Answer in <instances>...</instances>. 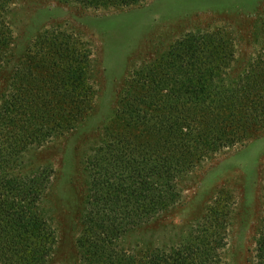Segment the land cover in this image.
Masks as SVG:
<instances>
[{"label": "rangeland", "instance_id": "374dc122", "mask_svg": "<svg viewBox=\"0 0 264 264\" xmlns=\"http://www.w3.org/2000/svg\"><path fill=\"white\" fill-rule=\"evenodd\" d=\"M14 8L17 9L12 20L18 41L15 61L30 42L31 51L36 46L38 51L42 48L48 49L45 52L52 51L53 42H47L45 37L40 39V33L43 36L63 32L71 36L79 54L87 58L69 61V65L73 70L83 68L88 73L94 109L87 112L86 121H78L68 129L56 125L50 131L48 128L43 131L45 128L41 126L35 128L38 135L47 136L44 142H34L24 151L19 161L23 166L14 175L23 178L41 175L45 179L39 210L41 221L34 223L36 229L49 235L54 243L49 247L53 249L51 255L38 263L34 257L26 261L15 247L22 243L26 232L13 223L7 224L6 232L0 233L3 239L0 264H76L77 247H81L77 241L85 235L83 219L88 201L92 203L89 185L95 184L89 159L102 143L106 146L109 138L123 135L125 126L114 113H118L119 92L125 80L138 73L145 61L150 63L165 55L173 41L199 30L219 33L229 42L236 51L232 54L235 66H227L225 71L240 73L264 49V0H134L128 6L108 10L60 0H17ZM108 20L114 21L108 24ZM253 30L255 34L251 37ZM38 72L42 77L46 73ZM8 76H4L2 84ZM43 82L39 89L45 85ZM37 105L48 113L42 102ZM134 133L142 132L137 129ZM108 149L106 146L101 151L99 159L102 166L109 167L110 175L94 191L98 192L99 206L105 203L108 207V211L99 213L101 221L111 229L115 222L108 220L118 219L122 229L116 247L140 258L142 254L187 248L191 244L206 247L207 243L208 249H216L225 264L255 263L257 237L264 226V124L247 144L189 166L190 175L183 176L186 167H178L176 172L153 169L159 199L155 209L145 214L139 213L138 208L147 210L143 193L151 184L147 188L135 186L130 179L134 178V167L147 173L153 162L138 158L131 169L117 168L109 162V156H104ZM159 152L162 156V149ZM171 175L177 179L168 188L166 182ZM142 176L149 181L150 176ZM221 188L231 192L233 199L225 208L223 227L216 230L221 239L210 238L203 229L202 217ZM166 194L172 195L169 203ZM201 257L208 260L212 251L206 250Z\"/></svg>", "mask_w": 264, "mask_h": 264}, {"label": "trees", "instance_id": "16d2710c", "mask_svg": "<svg viewBox=\"0 0 264 264\" xmlns=\"http://www.w3.org/2000/svg\"><path fill=\"white\" fill-rule=\"evenodd\" d=\"M15 1L0 0V83L9 74L5 83L0 84V233L6 232L7 224L21 227L26 236L15 247L26 261L34 257L38 263L51 255L53 247L49 246L54 244L48 234L35 228L34 223L41 221L39 210L45 179L41 175L40 178L17 177L14 172L23 166L19 161L24 151L34 142H44L47 136L38 135L35 128L41 126L45 128L43 131L47 128L50 131L56 125L68 129L78 121H86L87 112L94 109L91 104L94 91L88 84V73H84L83 68L73 70L69 65V61L87 56H81L76 42L63 32L43 36L40 33V39L45 37L47 42H53L52 51L45 52V48L38 51V46L31 51L30 42L15 61V44L18 42L12 20L17 9L14 8ZM60 1L108 10L128 6L134 0ZM112 21L108 20V24ZM262 24L264 27V21ZM254 34L255 30L249 36ZM221 36L208 30L182 36L169 45L165 55L150 63L145 61L138 73L129 75L119 92L118 113L114 116L125 127L122 136L108 139L106 146L109 149L104 156H109V162L117 168L131 169L138 158L153 162L147 173L138 167L132 169L134 178L130 182L133 185L147 188V184H151L143 193L147 210L138 208L141 214L154 210L158 203L153 169L176 172L178 167H186L182 172L185 177L192 172L189 166L247 144L252 134L263 128L264 49L240 73L226 72L227 66H235L232 65L235 63L232 54L236 51ZM38 71L46 73L42 77ZM41 82L45 85L39 89ZM37 102H42L48 113H44ZM54 120L60 123L57 125ZM137 129L142 133L135 134ZM106 146L102 143L89 159L90 175L95 184L89 185L93 192L89 195L92 203L88 201V211L83 219L85 235L77 241L81 247H77L76 264H225L218 258L216 249H208L207 243L206 247L191 244L187 248L142 254L140 258L116 247L122 229L118 219L108 220L115 222L111 229L101 221L99 213L108 211V207L105 203L99 206L100 198L94 191L96 185L99 187L105 176L110 175L109 167L102 166L99 159ZM144 174L150 176L149 181L143 180ZM176 179L177 176L171 175L166 182L168 188ZM215 196L202 217V225L210 238L221 239L216 230L223 227L225 208L233 194L221 188ZM165 198L169 203L172 195L166 194ZM257 238L254 264H264V245L260 242L261 239L264 241V226ZM206 250L212 251L208 260L201 257Z\"/></svg>", "mask_w": 264, "mask_h": 264}]
</instances>
